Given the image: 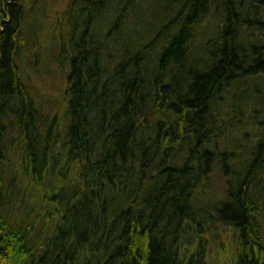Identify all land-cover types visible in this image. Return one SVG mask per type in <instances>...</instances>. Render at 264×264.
Wrapping results in <instances>:
<instances>
[{"label":"trees","instance_id":"obj_1","mask_svg":"<svg viewBox=\"0 0 264 264\" xmlns=\"http://www.w3.org/2000/svg\"><path fill=\"white\" fill-rule=\"evenodd\" d=\"M38 1L0 0V264H212L219 226L225 264H264V0L155 17L154 0H70L84 36L50 118L17 62ZM14 133L24 176L4 168Z\"/></svg>","mask_w":264,"mask_h":264},{"label":"rangeland","instance_id":"obj_2","mask_svg":"<svg viewBox=\"0 0 264 264\" xmlns=\"http://www.w3.org/2000/svg\"><path fill=\"white\" fill-rule=\"evenodd\" d=\"M166 2V0H154L152 4L142 6L141 16H144L146 10L154 17L162 14L166 8ZM32 6L33 10L24 23V34L28 44L18 53L17 62L22 71L24 82L30 85V95L35 99V103L43 115H48L50 118L60 110L62 116L65 112L63 91L71 70V56L75 53L76 43L84 36L86 15L80 13L77 6L72 5L70 0H39L36 5ZM110 7L109 14L116 9L117 1H113ZM215 25L216 23L213 21L209 25H205L201 29L205 30L204 36L213 33ZM116 47L114 45L112 49ZM113 59L115 58L113 57ZM259 85L264 87V82ZM253 86L255 85L246 84L241 86V90L243 88L247 90ZM16 135L17 133L11 134L7 139L10 151L8 159L4 162V168L7 173L12 170L14 175L19 176L20 173H24V169L21 167L23 161L20 156V146L14 140ZM21 168L22 170H20ZM220 170L217 168L212 177L213 183L210 186L209 199L202 196L204 200L201 204L204 209H206L211 196L215 198L224 194L222 187L225 180L220 175ZM47 180L51 181L52 178L48 175ZM28 183H30L29 179L17 180V185L13 190L16 191L20 187L23 193L30 192L32 187H28ZM208 208L211 212L213 211L210 206ZM217 233L218 238H213V243L210 246V262L216 264L220 261L219 264H225L230 256L232 231L228 227L219 226Z\"/></svg>","mask_w":264,"mask_h":264}]
</instances>
